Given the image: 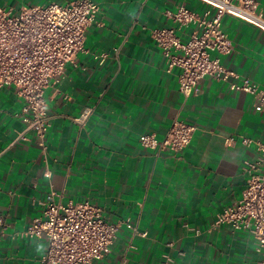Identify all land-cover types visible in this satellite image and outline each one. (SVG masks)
Listing matches in <instances>:
<instances>
[{
    "label": "crops",
    "instance_id": "obj_1",
    "mask_svg": "<svg viewBox=\"0 0 264 264\" xmlns=\"http://www.w3.org/2000/svg\"><path fill=\"white\" fill-rule=\"evenodd\" d=\"M67 1L0 0V8L17 14ZM93 1L100 13L85 31V51L44 94L50 118L44 153L17 117L22 102L14 89H0V264H39L45 240L24 232L50 191L63 205L88 201L119 224L108 254L91 264H258L247 231L214 222L240 199L243 166L257 155L239 137L264 144V110H255L251 96L229 89V83L248 79L264 90V32L224 16L221 27L232 52L221 64L238 78H204L184 97L178 69L167 71L150 30L174 27L165 12L181 4L199 14L207 5ZM255 1L264 14V0ZM188 32L179 33L182 40ZM99 55L106 58L101 62ZM86 109L91 113L78 125L75 119ZM175 119L195 127L186 148L172 153L141 147L139 135L161 140Z\"/></svg>",
    "mask_w": 264,
    "mask_h": 264
},
{
    "label": "built area",
    "instance_id": "obj_2",
    "mask_svg": "<svg viewBox=\"0 0 264 264\" xmlns=\"http://www.w3.org/2000/svg\"><path fill=\"white\" fill-rule=\"evenodd\" d=\"M199 1L208 7L204 13L181 4L174 11L165 12L174 27L150 30L151 40L166 60L167 71L178 69V90L184 97L196 92L204 78L225 82L238 78L221 64V58L232 52L221 27L224 16L240 19L264 32V14L255 0ZM99 13L93 0L50 2L23 8L17 14L0 8V89H14L22 102L17 117L43 153L50 126L45 91L85 51V31ZM186 29L189 32L182 40L179 33ZM95 58L102 62L106 56ZM229 89L251 96L255 110H264V90L256 83L240 79L229 83ZM90 113L86 109L75 122L84 124ZM194 132L193 125L175 119L161 140L154 134H141L138 141L146 149L178 153L189 145ZM232 142L233 138L226 140ZM239 142L253 147L257 155L243 166L246 179L240 199L222 209L214 226L247 231L256 242L258 264H264V144L245 137H239ZM45 177H50L48 172ZM39 206L40 216L33 218L24 232L28 238L45 240L39 264H91L108 254L119 224L107 221L99 207L88 201L63 205L53 191ZM125 225L130 228L129 223Z\"/></svg>",
    "mask_w": 264,
    "mask_h": 264
}]
</instances>
